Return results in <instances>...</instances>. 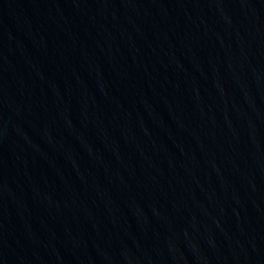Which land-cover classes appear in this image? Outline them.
Listing matches in <instances>:
<instances>
[{"label": "water", "instance_id": "95a60500", "mask_svg": "<svg viewBox=\"0 0 264 264\" xmlns=\"http://www.w3.org/2000/svg\"><path fill=\"white\" fill-rule=\"evenodd\" d=\"M0 264H264V0H0Z\"/></svg>", "mask_w": 264, "mask_h": 264}]
</instances>
